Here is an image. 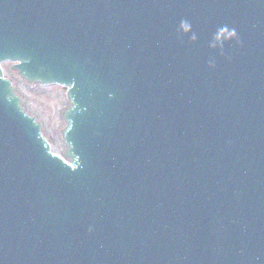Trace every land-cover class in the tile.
Returning <instances> with one entry per match:
<instances>
[{"label":"water","instance_id":"obj_1","mask_svg":"<svg viewBox=\"0 0 264 264\" xmlns=\"http://www.w3.org/2000/svg\"><path fill=\"white\" fill-rule=\"evenodd\" d=\"M0 264H264V0H0Z\"/></svg>","mask_w":264,"mask_h":264},{"label":"rangeland","instance_id":"obj_2","mask_svg":"<svg viewBox=\"0 0 264 264\" xmlns=\"http://www.w3.org/2000/svg\"><path fill=\"white\" fill-rule=\"evenodd\" d=\"M13 65L11 62L2 65L5 77L13 83L25 111L41 123L43 135L50 143L53 153L64 156L65 144L61 132L66 124L62 114L70 107L66 91L57 85L28 84L12 70Z\"/></svg>","mask_w":264,"mask_h":264},{"label":"clouds","instance_id":"obj_3","mask_svg":"<svg viewBox=\"0 0 264 264\" xmlns=\"http://www.w3.org/2000/svg\"><path fill=\"white\" fill-rule=\"evenodd\" d=\"M234 31V30H233ZM193 39H195V36H193Z\"/></svg>","mask_w":264,"mask_h":264}]
</instances>
